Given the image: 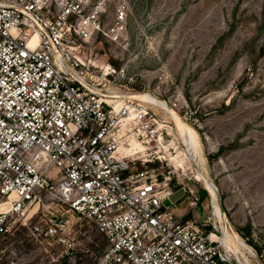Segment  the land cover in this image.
Here are the masks:
<instances>
[{"label": "built area", "instance_id": "2783aa9c", "mask_svg": "<svg viewBox=\"0 0 264 264\" xmlns=\"http://www.w3.org/2000/svg\"><path fill=\"white\" fill-rule=\"evenodd\" d=\"M110 1L0 0V229L52 199L104 235L98 264H254L255 251L209 190L206 220L183 221L164 201L180 188L195 205L200 197L170 175L138 169L136 152L121 148L134 139L126 136L132 121L149 146L159 129L148 106L118 101L125 94L116 85L133 80L126 67L82 56L98 34L122 39L128 8L118 0L106 28ZM52 166L63 175L59 184L48 177ZM67 228L57 218L45 236L70 246Z\"/></svg>", "mask_w": 264, "mask_h": 264}, {"label": "rangeland", "instance_id": "374dc122", "mask_svg": "<svg viewBox=\"0 0 264 264\" xmlns=\"http://www.w3.org/2000/svg\"><path fill=\"white\" fill-rule=\"evenodd\" d=\"M117 1L105 7L106 28L115 22ZM121 1L128 8L122 39L98 34L82 52L84 59L126 67L133 80L116 85L125 94L118 101L144 104L157 118L151 146L132 121L126 136L134 139L121 148L136 152L138 169L170 175L172 184L200 197L195 205L189 192L169 207L183 221L206 220L210 191L229 226L255 251L253 263L264 264V0ZM62 176L56 166L48 171L56 184ZM61 217L70 246L45 236ZM106 241L68 203L46 199L7 218L0 264H98Z\"/></svg>", "mask_w": 264, "mask_h": 264}, {"label": "water", "instance_id": "95a60500", "mask_svg": "<svg viewBox=\"0 0 264 264\" xmlns=\"http://www.w3.org/2000/svg\"><path fill=\"white\" fill-rule=\"evenodd\" d=\"M167 106L169 110L174 114V116H176L179 120H181L179 114L174 110V108L169 103H167ZM185 194H186L185 190L183 188H180L176 190L173 194H171L170 197L164 201V203L167 207H170L173 203L181 199Z\"/></svg>", "mask_w": 264, "mask_h": 264}, {"label": "bare ground", "instance_id": "6f19581e", "mask_svg": "<svg viewBox=\"0 0 264 264\" xmlns=\"http://www.w3.org/2000/svg\"><path fill=\"white\" fill-rule=\"evenodd\" d=\"M196 178L198 179V180H200L201 179V177H200V174L199 175H196ZM213 186L215 187V189H216V186L213 184ZM1 207H5V204H2L1 205ZM217 209L220 211V209L217 207Z\"/></svg>", "mask_w": 264, "mask_h": 264}, {"label": "trees", "instance_id": "16d2710c", "mask_svg": "<svg viewBox=\"0 0 264 264\" xmlns=\"http://www.w3.org/2000/svg\"><path fill=\"white\" fill-rule=\"evenodd\" d=\"M106 246H107V241L105 242V248H106ZM105 248H104V250H105Z\"/></svg>", "mask_w": 264, "mask_h": 264}]
</instances>
